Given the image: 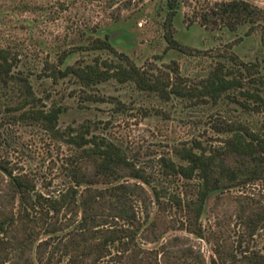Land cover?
<instances>
[{
	"label": "trees",
	"instance_id": "16d2710c",
	"mask_svg": "<svg viewBox=\"0 0 264 264\" xmlns=\"http://www.w3.org/2000/svg\"><path fill=\"white\" fill-rule=\"evenodd\" d=\"M166 9L168 49L191 54L173 31L182 2L167 0ZM260 21H264V8L246 0H223L203 15L202 22L237 32ZM87 37L57 59H45L41 69L28 66L14 48L0 45L2 125L38 126L60 146L68 147L56 177L61 179L58 183L44 179L47 191L38 189L32 173L16 171L8 159L0 157V178L7 180L16 200L8 205L0 192V264L14 260L22 264H183V255L190 257V264H208L194 247L180 249L169 243L142 247L139 235L150 215L143 218L141 214L148 204L175 211L180 229L209 242L210 264H264V247L257 245V238L264 236V193L237 197L240 231L235 245L220 241L203 223L212 196L256 182L264 185V121L254 128L243 120L228 122L218 117L215 126L226 134L222 144L207 148L201 142L185 143L174 147L173 154L140 162L101 133V121L61 125L68 107L48 105L33 84L35 75L56 83L71 80L88 102L105 100L96 88L116 81L134 84L163 101L174 98L193 105L218 104L229 96L238 108L264 114V64L247 63L232 52L233 66L218 61L198 83L184 84L176 62L171 71H157L117 50L107 31L91 30ZM78 53L91 57L70 62Z\"/></svg>",
	"mask_w": 264,
	"mask_h": 264
},
{
	"label": "rangeland",
	"instance_id": "374dc122",
	"mask_svg": "<svg viewBox=\"0 0 264 264\" xmlns=\"http://www.w3.org/2000/svg\"><path fill=\"white\" fill-rule=\"evenodd\" d=\"M179 1L182 9L175 18L173 31L191 54L168 49L167 0H0V45L14 48L28 66L41 69L45 59H57L63 51L86 42L89 31L101 29V33L110 34L117 50L140 66L171 71L176 62L184 84L198 83L218 61H227L233 66L229 59L232 52L247 63L264 64V21L229 32L202 22L203 15L212 12L223 0ZM246 1L264 8V0ZM84 57L90 58L91 54H75L70 62ZM33 84L48 105L61 103L68 107L61 125L88 119L101 121V133H106L132 156L136 155L140 162L173 154L174 147L185 143L201 142L207 148L222 144L226 134L215 126L218 117L228 122L243 120L254 128H259L264 121V114L238 108L229 96H224L218 104L193 105L174 98L163 101L156 94L139 91L131 83L107 81L95 90L105 100L85 102L71 80L56 83L35 75ZM2 115L0 112V120ZM66 153L68 147L60 146L38 126L2 125L0 121V157L8 159L16 171L32 173L38 189L46 190L44 179L58 183L61 178L56 177ZM130 181L135 182L131 178ZM0 192L6 195L8 205L15 203L6 179L0 178ZM241 193L262 194L264 185L256 182L217 198L212 196L203 216L208 232L234 245L240 231L236 200ZM147 213L150 215L147 228L139 235L142 247L153 249L167 243L180 249L194 247L210 264L211 244L180 229V217L175 211L158 210L157 205L148 204L147 208L143 207L142 217ZM257 239V245L264 247V236ZM182 262L190 264V257L183 255ZM11 264H22V261L14 260Z\"/></svg>",
	"mask_w": 264,
	"mask_h": 264
}]
</instances>
